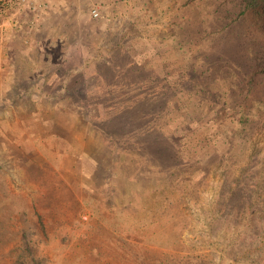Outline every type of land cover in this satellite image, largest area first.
Masks as SVG:
<instances>
[{
    "label": "rangeland",
    "instance_id": "rangeland-1",
    "mask_svg": "<svg viewBox=\"0 0 264 264\" xmlns=\"http://www.w3.org/2000/svg\"><path fill=\"white\" fill-rule=\"evenodd\" d=\"M51 6L0 73V264H264V0Z\"/></svg>",
    "mask_w": 264,
    "mask_h": 264
},
{
    "label": "built area",
    "instance_id": "built-area-1",
    "mask_svg": "<svg viewBox=\"0 0 264 264\" xmlns=\"http://www.w3.org/2000/svg\"><path fill=\"white\" fill-rule=\"evenodd\" d=\"M51 1L54 0H0V30L8 24L26 23L32 27L50 12ZM92 12L98 15L96 9Z\"/></svg>",
    "mask_w": 264,
    "mask_h": 264
},
{
    "label": "crops",
    "instance_id": "crops-1",
    "mask_svg": "<svg viewBox=\"0 0 264 264\" xmlns=\"http://www.w3.org/2000/svg\"><path fill=\"white\" fill-rule=\"evenodd\" d=\"M52 14V12H51ZM50 13L46 16V19L50 22L51 15ZM43 22V21H42ZM42 22H39L35 25H38ZM33 25L32 27L29 26H19L14 24H8L4 28L0 30V73L12 72L13 76L15 74V64L12 67L9 58L10 55L14 52V45L20 44V37L19 36H50L47 34H43V32L39 31L40 27H35ZM44 26V24H43ZM18 36V37H17ZM12 44V46H9L8 48L11 50V53L7 51V45ZM27 48H21L20 55L26 51ZM15 56V55H14Z\"/></svg>",
    "mask_w": 264,
    "mask_h": 264
},
{
    "label": "trees",
    "instance_id": "trees-1",
    "mask_svg": "<svg viewBox=\"0 0 264 264\" xmlns=\"http://www.w3.org/2000/svg\"><path fill=\"white\" fill-rule=\"evenodd\" d=\"M243 1H245V4H247V5L252 3V0H243Z\"/></svg>",
    "mask_w": 264,
    "mask_h": 264
}]
</instances>
